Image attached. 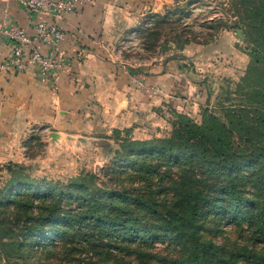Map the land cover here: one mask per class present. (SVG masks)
Instances as JSON below:
<instances>
[{
    "label": "trees",
    "instance_id": "1",
    "mask_svg": "<svg viewBox=\"0 0 264 264\" xmlns=\"http://www.w3.org/2000/svg\"><path fill=\"white\" fill-rule=\"evenodd\" d=\"M191 1L174 0L187 2L181 13ZM228 5L239 20L207 25L240 28L252 62L236 102L222 100L223 117L206 112L199 123L173 110L171 133L160 138H124L129 128L115 129L118 186L85 171L57 194L55 187L41 194L22 180L23 165L0 166L11 173L0 187L1 249L20 254L25 235L30 253L60 250L79 264H264V0ZM109 168L101 172L107 176ZM210 215L236 223L240 240L207 239L221 233L206 224ZM164 241L178 242L186 254L151 248Z\"/></svg>",
    "mask_w": 264,
    "mask_h": 264
},
{
    "label": "rangeland",
    "instance_id": "2",
    "mask_svg": "<svg viewBox=\"0 0 264 264\" xmlns=\"http://www.w3.org/2000/svg\"><path fill=\"white\" fill-rule=\"evenodd\" d=\"M161 2L140 20L137 27L123 31L107 53L112 54L118 68L120 66L123 73L132 75L133 80L139 78V72L157 69L161 63L171 60L173 55L181 56V78L184 79L179 89L181 113L199 123L203 121L206 112L222 118V100L226 99L227 104L236 102L238 84L252 60L250 48L240 28L216 30L213 25H207V21L222 17L234 24L239 20L237 14L228 5L229 0H192L185 13H181V10L186 8L187 2L179 5L174 0ZM225 31L230 32L229 38L224 39L221 35ZM161 109L162 116L150 114L151 117L146 121L149 125L146 124L145 130L129 127V132L122 131L121 137L150 139L170 135L172 121L176 119L175 109L167 108V104ZM115 129L100 140H89L84 144L73 142L68 148H65L64 142L49 148L51 142L57 141L56 134H52L48 126L32 125L31 132L20 146V154L12 158L0 156V166L9 162L23 165V168L17 169L24 175L22 180L41 194L54 187L57 194L72 178L85 171L98 174L100 180L108 185L118 186L120 182L113 179L111 168L115 152L121 145L116 139ZM145 135L149 138H145ZM105 167H110L107 176L104 175L107 171ZM103 168L105 170L101 172ZM10 179L11 173L5 167L0 168V187H4ZM3 210L0 208V212ZM208 220L206 224H218L216 229L221 233L209 235L207 239L216 243L221 242L224 236L240 240L236 223L231 220L220 223L211 215ZM30 238L23 235L19 239L24 241L20 254L14 255L12 251H7L10 248H0V264H79V260H70V256L66 257L60 250L44 251V248L39 247L31 248L35 254L30 253L26 243ZM177 244L157 242L151 248L173 257L185 255V250Z\"/></svg>",
    "mask_w": 264,
    "mask_h": 264
},
{
    "label": "crops",
    "instance_id": "3",
    "mask_svg": "<svg viewBox=\"0 0 264 264\" xmlns=\"http://www.w3.org/2000/svg\"><path fill=\"white\" fill-rule=\"evenodd\" d=\"M161 1L94 0L66 13L58 21L65 34L60 51L70 62L54 82L34 65L22 71L1 66L11 52L2 22L15 21L31 35L35 29L20 0H0V156L19 155L32 125L48 126L56 134L49 148L64 142L68 148L103 139L115 128L145 130L150 114L162 116L165 104L181 112V56L133 80L107 53L123 31L137 27ZM221 35L226 39L230 32Z\"/></svg>",
    "mask_w": 264,
    "mask_h": 264
},
{
    "label": "built area",
    "instance_id": "4",
    "mask_svg": "<svg viewBox=\"0 0 264 264\" xmlns=\"http://www.w3.org/2000/svg\"><path fill=\"white\" fill-rule=\"evenodd\" d=\"M94 0H20L27 9L33 22L35 34H29L15 21L4 20L1 31L11 45L10 54L1 62L5 69L25 70L34 65L54 82L60 78L64 68L69 64V57L60 51L65 34L58 21L68 12L74 11L78 4L91 3ZM40 43L47 46L41 49Z\"/></svg>",
    "mask_w": 264,
    "mask_h": 264
},
{
    "label": "water",
    "instance_id": "5",
    "mask_svg": "<svg viewBox=\"0 0 264 264\" xmlns=\"http://www.w3.org/2000/svg\"><path fill=\"white\" fill-rule=\"evenodd\" d=\"M240 32V31H239ZM55 135V134H54Z\"/></svg>",
    "mask_w": 264,
    "mask_h": 264
}]
</instances>
